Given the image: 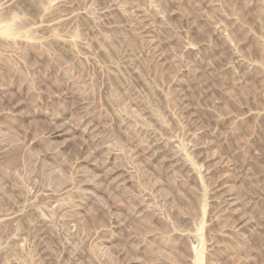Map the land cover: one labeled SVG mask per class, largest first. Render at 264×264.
I'll return each instance as SVG.
<instances>
[{"label": "rangeland", "instance_id": "1", "mask_svg": "<svg viewBox=\"0 0 264 264\" xmlns=\"http://www.w3.org/2000/svg\"><path fill=\"white\" fill-rule=\"evenodd\" d=\"M0 264H264V0H0Z\"/></svg>", "mask_w": 264, "mask_h": 264}]
</instances>
